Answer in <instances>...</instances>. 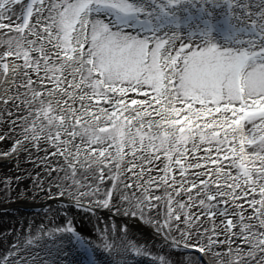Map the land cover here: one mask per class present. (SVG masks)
<instances>
[{
	"label": "snow or ice",
	"instance_id": "obj_1",
	"mask_svg": "<svg viewBox=\"0 0 264 264\" xmlns=\"http://www.w3.org/2000/svg\"><path fill=\"white\" fill-rule=\"evenodd\" d=\"M0 109L52 202L0 264H264V0H0Z\"/></svg>",
	"mask_w": 264,
	"mask_h": 264
},
{
	"label": "bare ground",
	"instance_id": "obj_2",
	"mask_svg": "<svg viewBox=\"0 0 264 264\" xmlns=\"http://www.w3.org/2000/svg\"><path fill=\"white\" fill-rule=\"evenodd\" d=\"M15 119V117H12ZM7 120L8 123L11 121L8 120L7 117L3 115L2 109H0V131H3L6 127L4 121ZM19 131V128H17ZM12 146V141L8 140L7 144L4 142H0V149L10 148ZM28 148L31 150V155L29 152L22 151L19 155L18 159H13L12 157H4L0 156L2 163L4 165L0 166V232H10L12 229H15V235H10L9 240L12 243H15L17 237L24 241V237L28 235V223L32 220H36L37 223L41 222L39 218H42L46 215L47 206L52 202L48 200L46 197H41L37 195L35 199H17L14 194H10L7 199L4 197V181L5 179H9L12 182V187L17 190L27 188L30 191L39 193V188L34 185L37 183V174L40 175V182H43L44 172L46 171L44 165L35 159V156L39 155L43 158L44 153L39 152V150L32 149L31 145H28ZM16 178H19V183L17 184ZM160 194V193H157ZM186 199V194H185ZM34 207H41L40 211L32 209ZM76 209H74V212ZM77 211H82L86 214L84 218V222L87 226H92L94 229H98L102 227V223L97 221L95 224V214H87L86 210L77 209ZM194 213L198 211L197 208L193 209ZM107 210H103L101 212V220L106 221L109 219H113L115 217V213L112 215H105ZM120 222L119 220L117 221ZM21 223L24 224L23 230H21ZM133 224L142 225L145 229H150L151 226L144 223V221H137L133 219L131 221ZM156 245V251H159L163 248V245L159 242V240L154 241ZM38 250V249H37ZM155 255V251H154ZM70 256L73 259L78 258L77 256H72L70 250L67 255H64L62 259L65 261L69 260ZM174 256H178L179 259L184 261V264H197L198 255L194 252L190 253H178L174 254ZM139 264H153V259L147 256L143 257H133ZM211 259V257H208Z\"/></svg>",
	"mask_w": 264,
	"mask_h": 264
},
{
	"label": "rangeland",
	"instance_id": "obj_3",
	"mask_svg": "<svg viewBox=\"0 0 264 264\" xmlns=\"http://www.w3.org/2000/svg\"><path fill=\"white\" fill-rule=\"evenodd\" d=\"M80 215H81V214H80ZM81 216L85 217V215H81ZM82 219H83V218H82ZM82 219H79V218H77L76 215H74V220H75V222H76L77 224H79L80 226L86 228V229H87L89 232H91V233H94V232L96 233V232H97V231H96L97 229H95V231H94L93 228L90 229V227L86 226L84 220H82Z\"/></svg>",
	"mask_w": 264,
	"mask_h": 264
}]
</instances>
